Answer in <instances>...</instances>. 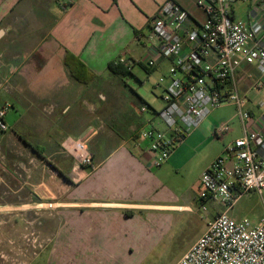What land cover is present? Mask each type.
I'll return each instance as SVG.
<instances>
[{"label":"crops","instance_id":"0c3cea01","mask_svg":"<svg viewBox=\"0 0 264 264\" xmlns=\"http://www.w3.org/2000/svg\"><path fill=\"white\" fill-rule=\"evenodd\" d=\"M166 1L0 0V81L8 83L1 104L13 105L6 117L9 130L0 131V233L27 228L28 218L45 219L36 231L43 249L49 248V264H145L167 235L163 213L192 211L190 198L168 197L167 176L194 166V183L200 186L203 172L242 135L236 113L221 117L213 111L164 165L153 168L148 142L135 135L151 117L130 108L124 130L112 124L103 131L90 109L86 119L71 114L73 104L86 105L84 88L112 74L108 65L121 56L135 61L133 70L139 66L149 78L167 74L169 62L163 58L155 67L145 65L149 20ZM174 1L188 11L189 26L206 21L198 0ZM232 8L234 18L250 22L264 14V0H234ZM14 41L17 51L11 48ZM67 52L94 75L90 83L71 76L64 63ZM7 56L22 64L15 66ZM32 56L33 63H25ZM249 72L255 68L243 65L238 72L240 92L247 98L245 109L261 118L264 90L254 87ZM225 123L231 131L219 138L216 129ZM95 127L100 131L88 148L97 143L108 154L100 160L92 154L93 165L84 166L76 158V141ZM238 204L231 215L248 217ZM222 210L217 203L209 221ZM263 215L264 206L251 218L257 223Z\"/></svg>","mask_w":264,"mask_h":264},{"label":"built area","instance_id":"2783aa9c","mask_svg":"<svg viewBox=\"0 0 264 264\" xmlns=\"http://www.w3.org/2000/svg\"><path fill=\"white\" fill-rule=\"evenodd\" d=\"M233 1L198 0L207 18L195 28L188 25V11L174 0H167L149 20L145 65L155 67L161 58L169 62L157 84L163 89L158 96L161 109L141 107L143 114H152L138 134L148 142L151 166L164 165L206 117L227 104L236 106L242 130L201 176L199 199L217 202L223 210L176 264H264V215L257 223L231 215L249 192L259 194L264 206V114L256 118L245 109L247 98L237 77L243 65L253 66L255 73L247 75L256 89L264 90V14L250 22L238 20L233 17ZM113 62L129 72L136 64L126 56ZM12 106H0L2 132L9 130L6 117ZM260 106L264 108V101ZM230 131L231 124L225 123L215 135ZM94 134L76 141V158L84 166L93 164L88 142Z\"/></svg>","mask_w":264,"mask_h":264},{"label":"rangeland","instance_id":"374dc122","mask_svg":"<svg viewBox=\"0 0 264 264\" xmlns=\"http://www.w3.org/2000/svg\"><path fill=\"white\" fill-rule=\"evenodd\" d=\"M11 48L17 51L19 43H15L14 41ZM1 53L4 54L3 51H1ZM8 53H11V51ZM34 57L35 56L30 57L25 63H33ZM7 58L13 61L15 66L22 64L20 58L17 60H12L9 56H7ZM133 71V75L122 77L108 73L106 76H103V78L91 82L89 86L84 88L85 99L87 100L86 105L84 106L82 104L81 106L79 105L80 103L73 104L71 106V114L76 117H78V115H83L86 119L89 114L86 109L88 108L92 112V115L97 117V125H102L103 131H105L106 127L108 129L114 127L112 124L116 125L118 131H122L130 123V117L128 116L130 108L138 114H141V107L145 104L160 110L162 102L158 96L162 93L163 89L157 87L160 78L159 74L153 73L149 78L139 66ZM7 85V81H0V93L3 90L6 91ZM2 100L3 96L1 93L0 104ZM79 107L80 109H78ZM214 111L219 113V116L226 117L233 113H237V108L233 104H227ZM145 115L147 117H152L151 113H146ZM10 116H12V112ZM233 125L232 127L234 128L235 124L233 123ZM144 126L145 125L139 126L135 134L136 136ZM99 131L100 130L95 127L90 129L86 134L88 135L92 132L97 134ZM225 136L226 135L219 138ZM234 141L235 139L233 142ZM110 147H112V145H108V148ZM89 152L94 154L96 160H100L101 157L108 154L105 150L101 152L97 143L93 142L89 147ZM26 158L28 159L27 155ZM2 174L3 173L0 171L1 176ZM195 177L194 166H189L179 173L173 171L167 176L165 191L168 197L179 199H183L184 197L190 198L189 204L192 206V211H186L184 213H163L167 219H165L162 225L168 226L167 232L164 231L167 235L161 239L160 243L155 247L156 249L152 256L145 264H174L176 260L188 250L189 246H191L204 232L207 222L214 212V206H216L217 203L209 201L205 204L199 199L200 186L194 183ZM1 189L2 185H0V191ZM173 203H176V201H173ZM238 208L250 219H252L251 217L256 218L260 216L263 211V200L259 194L249 192L240 201ZM157 217H155L154 223H156ZM27 220V228H24L25 226L23 224L15 233L7 231L0 233V264H49V259L47 257L49 248L43 249L44 246L42 247L40 245L42 237L40 233L36 231V228H38L42 222L45 223V219H42V222L37 221V223L29 218Z\"/></svg>","mask_w":264,"mask_h":264},{"label":"trees","instance_id":"16d2710c","mask_svg":"<svg viewBox=\"0 0 264 264\" xmlns=\"http://www.w3.org/2000/svg\"><path fill=\"white\" fill-rule=\"evenodd\" d=\"M64 63L69 69L71 76L81 83L88 84L95 78L86 65L70 52H67ZM108 70L116 76L132 75V72H129L124 66L115 65L114 62L108 65Z\"/></svg>","mask_w":264,"mask_h":264}]
</instances>
